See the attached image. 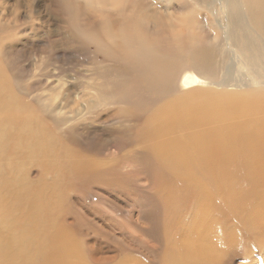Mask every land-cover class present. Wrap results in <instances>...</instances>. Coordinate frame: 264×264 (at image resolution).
Returning a JSON list of instances; mask_svg holds the SVG:
<instances>
[{"label":"rangeland","instance_id":"374dc122","mask_svg":"<svg viewBox=\"0 0 264 264\" xmlns=\"http://www.w3.org/2000/svg\"><path fill=\"white\" fill-rule=\"evenodd\" d=\"M147 2L149 13L156 10L152 18L167 32L165 39L176 41L169 35L167 20L186 17L190 29L182 41L197 40L202 48H211L212 76L232 79L233 70L229 74L227 67L236 65L222 38V25L227 17L230 21V2L223 4L224 14L215 11L213 0H181L176 12L159 0ZM237 2L238 23L250 36ZM81 3L73 0L86 15ZM122 15L151 40L161 39L154 23ZM248 65L246 60L240 63L242 68ZM119 67H124L123 61L110 59L67 27L64 0H0V264H39L38 258L27 260V252L34 249V255L39 254L58 219L78 234L85 255H113L120 249L116 260L133 257L141 264H163L165 241L159 250L152 249V235L163 232L168 218L154 189L155 174L133 160L144 120L139 112L148 113L149 108L132 109L113 97L115 81H122ZM257 82L255 75L253 89ZM242 91L248 93L247 85ZM74 151L107 161L136 202H128V194L118 197L114 185L103 181L78 188L74 178L64 176V162ZM80 198L103 209L108 218L124 220L126 227L120 232L96 218L86 220L78 207ZM138 212L151 219V230L138 224ZM243 230H238L241 241L228 246L225 261L264 264V235L258 243L257 236ZM102 239L101 252L93 254L90 241Z\"/></svg>","mask_w":264,"mask_h":264},{"label":"bare ground","instance_id":"6f19581e","mask_svg":"<svg viewBox=\"0 0 264 264\" xmlns=\"http://www.w3.org/2000/svg\"><path fill=\"white\" fill-rule=\"evenodd\" d=\"M130 1L135 4L130 5L131 15L145 24L154 23L161 39L151 40L140 33L123 11L109 16L102 26L99 21L89 20V24L95 49L119 64L124 62L118 68L122 81H115L113 97L132 109L149 108L148 113L139 112L144 120L133 160L155 174L154 189L168 218L163 232L153 233L152 249L159 250L165 241L163 264H231L224 256L229 245L241 241L238 230L257 236L258 243L264 235V0H240L241 19L252 39L238 23L237 0H213L220 14L226 11L223 4L231 3L230 21L227 17L222 25V38L236 65L227 67L229 74L233 70L229 80L212 76L211 48H202L197 40L182 41L190 29L186 17L167 20L170 32L183 29L172 42L165 39L164 26L152 18L156 10L149 13L148 0ZM159 1L170 5L167 9L173 12L181 5V0ZM139 2L143 4L138 6ZM245 60L249 65L242 68L240 63ZM255 75L259 86L253 89ZM244 85L248 93H243ZM64 163V176L74 178L78 188L103 181L114 185L118 197L128 194L130 198L123 195V199L136 202L107 161L74 151ZM78 207L88 221L96 218L120 232L127 225L120 218H108L103 209L89 206L83 198ZM136 221L144 231L152 229L151 219L143 213H137ZM43 244L38 255L29 250L27 260L141 264L133 257L116 260L120 249L113 255H85L78 234L63 219L52 223ZM102 247L103 239L90 241L93 254Z\"/></svg>","mask_w":264,"mask_h":264},{"label":"clouds","instance_id":"9594fccd","mask_svg":"<svg viewBox=\"0 0 264 264\" xmlns=\"http://www.w3.org/2000/svg\"><path fill=\"white\" fill-rule=\"evenodd\" d=\"M80 7L86 10V15L73 4V0H64L67 27L89 44L94 43L90 35L89 20L102 22L113 14H119L123 11L131 15L134 11L130 8L129 0H82ZM182 34V28H176L171 32L173 38H179ZM79 103L78 98L76 106Z\"/></svg>","mask_w":264,"mask_h":264}]
</instances>
